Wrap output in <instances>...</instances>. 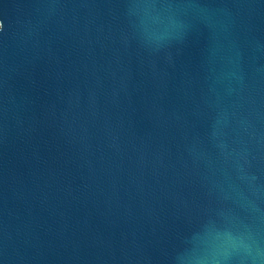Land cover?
Returning <instances> with one entry per match:
<instances>
[{"label":"water","instance_id":"obj_1","mask_svg":"<svg viewBox=\"0 0 264 264\" xmlns=\"http://www.w3.org/2000/svg\"><path fill=\"white\" fill-rule=\"evenodd\" d=\"M0 264H264V0H0Z\"/></svg>","mask_w":264,"mask_h":264}]
</instances>
